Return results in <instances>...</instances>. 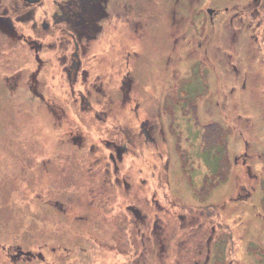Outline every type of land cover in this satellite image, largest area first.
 I'll return each instance as SVG.
<instances>
[{
  "label": "rangeland",
  "instance_id": "rangeland-1",
  "mask_svg": "<svg viewBox=\"0 0 264 264\" xmlns=\"http://www.w3.org/2000/svg\"><path fill=\"white\" fill-rule=\"evenodd\" d=\"M53 1L30 9L18 47L0 32V256L264 264V0H150L131 19V0H112L79 73ZM16 2L0 6L11 22Z\"/></svg>",
  "mask_w": 264,
  "mask_h": 264
},
{
  "label": "flooded vegetation",
  "instance_id": "flooded-vegetation-1",
  "mask_svg": "<svg viewBox=\"0 0 264 264\" xmlns=\"http://www.w3.org/2000/svg\"><path fill=\"white\" fill-rule=\"evenodd\" d=\"M16 3H13L12 8L14 7L16 15L17 12L23 13L25 9L27 11L26 14H22L21 16H13V21L11 22V17L9 16V13L7 9L4 7H0V32H5L8 35L12 36V45L13 47H18L19 42L23 36L20 35L19 26L21 22L23 23L24 20L27 19L29 16V13L31 12L30 9L40 4L42 1H40L37 4H29L23 0H16ZM150 2V0H131L129 4L119 7L118 9H121L125 13V17L127 19H131L130 17V9L135 11L136 9L139 12H144V8H148L147 4ZM54 7L56 9L55 14L53 13L49 17V25H51L55 30H59L62 33L66 34V40L73 46V52L71 53L72 59H71V66L70 71L78 72L80 69L81 62L79 61L81 58L86 59H92L91 52L93 51L92 46H95L97 41L101 38V35L106 30L108 24L110 25L112 22V0H54L53 1ZM2 5V0H0V6ZM157 6V5H156ZM157 6L156 8H158ZM21 9L23 12H21ZM212 11H210V14L212 15ZM140 16L136 17V19L133 21L135 25H141L144 26L145 22L143 21V13H139ZM111 20V22L107 20ZM108 22V24H107ZM133 25V23H131ZM36 51V50H35ZM38 58V57H37ZM37 63V71L40 70L42 66V62L39 60V63ZM43 65V64H42ZM81 73L87 75L86 70L82 69L80 71ZM79 73V72H78ZM176 88V87H175ZM177 91L180 90L178 87L176 88ZM180 93V91H179ZM162 100L168 101L164 93H161ZM170 104V103H169ZM172 108L175 109L173 111H176V108L180 105L178 102L173 101ZM161 104H159L160 106ZM90 106V104H89ZM158 106V107H159ZM91 107V106H90ZM96 120H102L98 116H96ZM148 122H144L143 125V131L144 134H142L145 138L146 143H151L152 145H155V147L159 148V141L156 140L153 137V131L155 129V126L148 127ZM147 126V131L144 130V127ZM163 140L162 142H164ZM115 144V148L118 147V144ZM122 147L120 148V151L128 149L127 145L121 144ZM147 145V144H146ZM150 145V144H149ZM148 146V145H147ZM119 152V151H118ZM120 153V152H119ZM158 156L163 159V153L160 149H158ZM112 162L115 163V159L112 156ZM160 169V166L157 167ZM162 168V167H161ZM117 169V166L115 167ZM157 173V175H159ZM206 177L207 175H203V180L197 179L196 174L193 171V184H195L197 187H199V191L197 192L198 195L203 196L205 194L202 193V190H204L206 187ZM145 183V182H144ZM144 185V184H143ZM112 188H115L112 186ZM240 194L237 195V197ZM219 205L221 207V212L223 213L227 209V202H221L218 204H215V206ZM147 210V208H146ZM129 216L132 215L136 220H142L140 221L142 224L145 223V220L148 216H146V213H141L138 209H135L133 207L128 208ZM204 233L208 234V230L206 231V228L201 229ZM214 231V229H212ZM161 249H164V241L163 246ZM5 253L4 249L2 250L1 254ZM29 256L28 260L30 261L31 258L34 259V255L32 253H24L19 251L16 254L8 253L7 259L5 261L4 255L0 256V264H10V261H13V264H16L17 260L23 257Z\"/></svg>",
  "mask_w": 264,
  "mask_h": 264
},
{
  "label": "water",
  "instance_id": "water-1",
  "mask_svg": "<svg viewBox=\"0 0 264 264\" xmlns=\"http://www.w3.org/2000/svg\"><path fill=\"white\" fill-rule=\"evenodd\" d=\"M23 1H25V2H27L29 4H36V3H39L42 0H23Z\"/></svg>",
  "mask_w": 264,
  "mask_h": 264
}]
</instances>
